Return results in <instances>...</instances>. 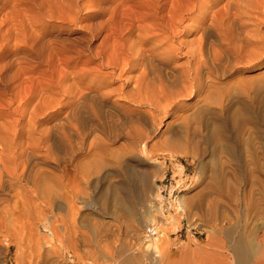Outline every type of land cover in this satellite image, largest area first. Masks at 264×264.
I'll return each instance as SVG.
<instances>
[{"label":"bare ground","instance_id":"6f19581e","mask_svg":"<svg viewBox=\"0 0 264 264\" xmlns=\"http://www.w3.org/2000/svg\"><path fill=\"white\" fill-rule=\"evenodd\" d=\"M91 1L51 3L64 14L57 17L76 24ZM119 1L125 9L100 8L107 17L90 25L85 38L90 42L105 33L95 47L75 48L74 63L70 56L51 62L66 48H31V60L0 63V204L10 201L25 215L21 238L39 245L35 258L63 264L55 261L57 249L84 250L90 241L80 228L89 225L81 212L106 214L114 206L111 219L122 222L126 213L140 222L149 196L160 199L159 186L142 184L147 176L136 175V164L152 160L156 150L173 157L185 142L200 165L205 150L223 139L220 150L229 158L219 162L216 174L247 180L249 191L259 195L248 231L225 230L228 247L239 264L254 257L255 264H264V0ZM29 2L41 9L46 0ZM178 28L196 37L185 42ZM185 100L195 103L184 109ZM154 134L160 135L157 141ZM125 170L128 182L114 187L127 198L110 193L108 205L110 177ZM211 182L218 194L232 197L229 184L216 177ZM170 207L157 205L144 219L136 249L146 257L143 264L168 255L159 243L187 205L179 196ZM136 251L123 254L124 264H139Z\"/></svg>","mask_w":264,"mask_h":264},{"label":"rangeland","instance_id":"374dc122","mask_svg":"<svg viewBox=\"0 0 264 264\" xmlns=\"http://www.w3.org/2000/svg\"><path fill=\"white\" fill-rule=\"evenodd\" d=\"M35 1L38 3L39 0ZM119 2V0H92L90 5L82 8L83 18L76 24H71L57 17L64 14L59 12L51 0H46L41 9L37 4L32 5L29 0H1L0 63L8 58L31 60L33 57L31 48H66L63 53L53 55L51 62L61 63L68 60L67 57L70 56V62L74 63L77 60L75 48H82L88 44L95 47L105 33L103 30L97 40L90 42L85 38L90 34V30L87 29L90 25H96L107 17V12L100 8L117 5V8L125 9V6H119ZM169 7L170 3L162 12H166ZM123 24L125 26L129 24V18L126 15L123 18ZM82 29H86L88 33ZM178 30H180L179 38L186 39L185 42L196 37L192 30L184 33L181 28ZM84 58L85 56L80 59ZM81 64L78 63L77 66L80 67ZM119 82L121 81L114 86ZM186 101L184 109L190 108L195 103L192 100ZM168 119L166 116L163 117L164 122ZM164 122L159 123V129L164 128ZM202 134L204 136L208 134L206 129L202 131ZM159 136L154 134L152 141H157ZM120 143L121 140H118L113 147L117 148ZM225 145V140L220 139L213 148L206 149L200 165L197 162L198 159L192 157V148L188 143L177 145L173 149L175 153L173 157H168L161 150H156L152 160L143 161L134 167L136 175L147 176L143 178L142 184L151 182V185L159 186L160 199H154L152 194L149 196V203L144 207L145 218H141L138 222L124 212L126 216L121 218L122 222H119L118 218L111 219L107 215L114 214L116 210L114 206H109L106 214L86 209L81 212V215L88 220L85 223L88 222L89 225L81 224L80 228L88 235L87 239L90 241H86L87 244L82 246L84 250L79 248L76 251L64 253L57 249L54 253L55 261L63 264H124L123 254L130 249L136 251L141 244L145 229L144 219H147L150 209L160 204L171 209L170 203L181 196L186 201V212L176 213L174 229H171L170 224L167 225L166 235L159 243V249L164 250L167 246L168 255L164 258L160 255L158 264H239L229 250L228 237L224 233L228 227L238 231H248L249 217L253 213V205L259 195L249 191L247 180L238 182L231 174L224 178L216 174L219 162L227 156L220 150L224 149ZM229 165L234 167L235 164L229 161ZM129 175V172L125 170L122 175L110 177L112 184L104 192L109 202L113 200L110 193L119 194L123 199L127 198L125 191L115 188L114 184L121 180L128 182ZM152 175L153 178H151ZM214 177L218 182L227 183L232 187V197L218 194L211 182ZM101 190L104 191V189ZM222 202H227L229 207H222ZM111 204L110 202L108 205ZM0 206L4 209L0 212V264H46L34 257V252L39 245L33 240L21 238L20 224L25 221L23 219L25 215L20 214L10 201L2 202ZM97 232L104 235L100 241L96 239ZM136 253L139 254L137 256L139 264H143L146 257L144 258L138 251ZM256 262L254 257L245 264Z\"/></svg>","mask_w":264,"mask_h":264}]
</instances>
